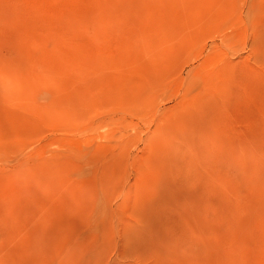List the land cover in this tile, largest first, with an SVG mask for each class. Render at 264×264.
Instances as JSON below:
<instances>
[{
  "label": "rangeland",
  "instance_id": "obj_1",
  "mask_svg": "<svg viewBox=\"0 0 264 264\" xmlns=\"http://www.w3.org/2000/svg\"><path fill=\"white\" fill-rule=\"evenodd\" d=\"M0 264H264V0H0Z\"/></svg>",
  "mask_w": 264,
  "mask_h": 264
}]
</instances>
